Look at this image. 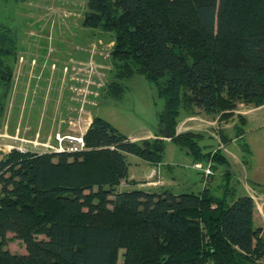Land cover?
I'll use <instances>...</instances> for the list:
<instances>
[{
  "label": "trees",
  "instance_id": "16d2710c",
  "mask_svg": "<svg viewBox=\"0 0 264 264\" xmlns=\"http://www.w3.org/2000/svg\"><path fill=\"white\" fill-rule=\"evenodd\" d=\"M82 24L113 36L102 95L120 99L124 80L140 74L164 106L150 137L131 139L93 115L80 150L13 147L1 156L0 264H116L119 248L123 264H257L262 227L250 193L229 186L221 148L229 139L214 126L221 140L209 134L218 145L205 150L202 131L176 128L181 112L221 121L239 102L264 104V0H87ZM16 56L17 40L0 24V125ZM167 140L202 167H224L222 193L208 184L213 174L198 191L119 190L127 154L163 164ZM8 233L24 253L8 250Z\"/></svg>",
  "mask_w": 264,
  "mask_h": 264
},
{
  "label": "rangeland",
  "instance_id": "374dc122",
  "mask_svg": "<svg viewBox=\"0 0 264 264\" xmlns=\"http://www.w3.org/2000/svg\"><path fill=\"white\" fill-rule=\"evenodd\" d=\"M86 1L0 0V24L9 27L12 35L17 40V56L13 65L14 82L6 96L5 109L1 117L0 157L9 152L12 147L38 152L52 150L51 147H55L57 144L56 132L53 134L56 143L51 141L49 145L44 146L35 144L33 131L37 126H40L39 122L43 116H45L43 128H47L48 123L52 122L51 119L48 120V116L51 114L50 111L55 110V100L59 96L58 89L55 90L56 95L50 93V100L44 96L46 90L40 92L43 87L45 89L49 87V82L55 83L58 80L59 90L61 91L65 87L70 92L72 90L77 102V105L74 108H68L66 113L70 130L75 129L78 124L85 123L89 115L93 114L102 116L117 127L119 131L131 137L154 131L157 125L156 112L162 110L164 103L163 99L157 95L154 85L143 75L134 74L124 80L125 91L120 99L102 95V90H104L111 77L112 66L109 54L113 36L111 32L99 31V29L82 24ZM31 58L36 59V61H31ZM27 62L32 63L30 67L42 63L41 66L37 65L36 69L30 71L32 73L30 79L23 78L21 72ZM90 66L92 73L89 71ZM41 67H45V69L42 70ZM51 70H54L53 75L50 74ZM88 74L91 77H88ZM88 82L90 83L87 84ZM21 89L24 94L27 92L29 95L23 104L27 107V110L23 113L24 118L21 125L18 126L17 131L19 134L14 135L15 128L13 129V127L16 126L14 116L17 117L18 113L15 111L11 113L10 110L17 108L19 110V106L21 108V99L25 96L21 95ZM92 96L97 97L98 103L95 105H92ZM37 101L41 105H35ZM248 105L242 102L237 103L232 110V115L221 121L218 119V114L213 117L204 112H198L204 114L205 118L203 117V120L205 119L206 122L199 120V115L192 114L194 116L191 119L196 121L192 127L197 128L195 131L204 133L200 144L205 146V150L216 149L217 140L219 142L221 140V136L219 135L220 138L217 136L214 126L219 127L225 133L229 141L227 143L221 141V144L224 146L223 151L229 159V169L232 171L229 186L233 187L237 196L246 191L250 192L254 201V210L260 208L263 210L264 104L247 113L245 110L249 107ZM31 107L33 108L31 109ZM40 113H43V115H40ZM238 115L242 116L245 122L242 123L243 130L241 134L236 135L235 133L238 132L236 125L240 122ZM181 116L182 112L179 118ZM206 116L209 118H206ZM8 119H10V122L7 121ZM11 124L13 125L11 126ZM178 124L179 127L180 124L186 125L183 120ZM199 126H201V130ZM181 129L182 127L180 129L176 128V132H181ZM209 134H213L217 140ZM242 142L247 145L248 154H245L246 151L243 150ZM164 158L173 167L184 164L188 160L186 154L176 143L170 140L166 142ZM242 159L245 160V163H242ZM201 165L202 162H192L191 164L198 183L196 186L192 187L191 176L184 175L185 177L182 178L180 175L174 181L169 180V182H174V186H177L173 189V192L198 191L196 189L205 185L209 180V175L213 174L208 184L211 188H215L216 194L220 195L222 189L221 187L217 189V187L225 182L222 177V171L225 168L218 166L215 171L209 169L210 172L207 174L203 171V175H198L199 173L196 171L201 169ZM205 167L207 166L205 165L203 168ZM184 168L187 169L186 166ZM198 178H200V181L202 179L201 183H199ZM252 179L256 181L254 182ZM183 180L185 181L183 182ZM149 181L151 180L147 179L140 182L149 185ZM158 182L155 183L157 188L161 186ZM150 186L152 185L150 184ZM258 221V219H255L254 222L259 224ZM262 234L264 237V232ZM7 236L9 237L6 244L8 250L13 253L25 252L22 241L14 238L12 233H8ZM123 252V248L118 249L116 264H123ZM256 263L264 264V258Z\"/></svg>",
  "mask_w": 264,
  "mask_h": 264
},
{
  "label": "crops",
  "instance_id": "0c3cea01",
  "mask_svg": "<svg viewBox=\"0 0 264 264\" xmlns=\"http://www.w3.org/2000/svg\"><path fill=\"white\" fill-rule=\"evenodd\" d=\"M112 44H113V42H112ZM32 60H33V62L36 61V59H34V58H31V61ZM41 62H40V64L37 63L36 66L37 65L41 66V64H42ZM31 64L32 63H29V62L25 63V67L21 71L23 73V78L26 77V79H30V76H32V73L30 71L36 69V66L34 67V65H32L33 67H30ZM40 69L44 70L45 67L44 68L41 67ZM50 74L53 75L54 74V70L53 71L51 70ZM14 76L15 75L13 73L12 85H13V82H14ZM22 81H21V83H23ZM48 85H49V87L46 88V89H45V87H43V88L41 87L42 90L40 92V93H42L43 91L46 90V92H44L45 93L44 96H46L47 99H49V100L51 99L50 96H49L50 93L52 95H56L57 94V93H55L56 89H58V93H59V96H57V98L55 100L56 101L55 102V110L54 111H50L51 114L48 116L49 117L48 120L51 119L52 122L48 123L47 128L46 127L43 128L44 117H45V116H43L42 119L39 122L40 126H37L36 129L33 131V137L35 136V141H34L35 144H39V145L42 144L44 146L45 145L46 146L49 145V143L51 141L53 143H56V141H54V137H53V134L55 132L59 133V134H62V135H64V134H74V135H76V134H79V133H81L83 135V133L86 131V129H87L88 125L90 124V122L92 120V117H93V114L89 115V118H88V120L85 123L78 124L77 126H75V129H71L70 130L69 127H68L67 120H66V117H67L66 113L68 112V108H70V107L74 108V106L77 105V102L75 101V96H74L72 90L70 92V90L67 89L66 87L64 88V86H63L64 89L60 91L59 88H58L59 80L56 81L55 83L49 82ZM39 90H40V88H39ZM20 91H21V95H25L21 99V104H22L21 108L19 106V110H18V108L15 109V110H10L11 113H14V111L16 113H18L17 117L14 116V118H15L14 119L15 120L14 123L16 122V126L13 127V129L15 128L14 135L15 134H19V132L17 131L18 130V126H19V124L21 125V123L23 121V118H24L23 113L27 110V107L23 106V104H24V102H26V100L28 99V96H29L26 91H25L26 92L25 94H24V91L22 89ZM92 97H91V100L93 101L92 105L97 104L98 103L97 97H94V96H92ZM47 99H46V101H47ZM35 105H41V103H39V101H37L35 103ZM89 105L91 106L90 103H89ZM248 106L249 107L247 108V110H245V112H247V113L251 112L252 110H254V109H256V108H258V107H260L262 105L253 106V105L249 104ZM32 108L33 107H31V109ZM196 114L199 115L198 116L199 120H201L202 122L205 121V119L203 120V117L205 118V116H203L204 114H202V113H196ZM40 115H43V113H40ZM156 115H157V112H156ZM98 116H100V115H98ZM192 116H194V115H188L186 113H182V116L179 119H180V121L183 120L184 124H186V125L183 126V124H180L181 126L179 127V124H178L177 128L180 129L182 127L181 131L197 129L195 127H192L193 124L196 123L195 120L191 119ZM206 118H209V117L206 116ZM9 120L10 119H8L7 121L10 122ZM180 121H178V123ZM13 124H11V126ZM201 126H202V124H201ZM201 126H199L200 130H201ZM150 136H153V131H148L147 133H142V135L132 136V137L129 136V137L131 139H140V138H143V137H150ZM65 143H66V141H64V144ZM16 148H18V147H16ZM186 156L188 157V160H186L184 164L178 165L180 167L182 166V168L179 167L180 168L179 169L178 166L177 167L171 166V163L167 162L165 160V158H163V164H150V163L146 162L145 160H142L141 158H139L136 155L127 154V161H128L127 178H126V180L122 181L119 184L118 189L119 190H126V189L128 190V189H132V188H142V189H146V190L170 189V190L173 191V189L177 188V186H174L175 185L174 182H169V180L174 181V180H176L177 176H180V175H181L182 178L185 177L186 175L187 176H191V178H192L190 180L191 181V185H192V187L196 186L198 183L196 181V177H195L194 172H193L194 169L191 168L192 167L191 164H192L193 161L190 158V156H188V155H186ZM185 166L187 167V169L184 168ZM196 172L198 173L199 171L197 170ZM147 179L151 180V181L148 182L149 185H144L143 184L144 182H140V181H143V180L145 181ZM185 180H183V182ZM252 180L254 182L256 181L255 179H252ZM157 181H159L158 183L161 184V186H159L158 188L155 186V183ZM150 184L152 186H150ZM180 192H183V191H180ZM253 219H254V221H255V219L259 220L258 221L259 224H256L255 222L254 223L257 226H261L262 227V233H263L264 232L263 231L264 230V209L262 210V208H260L259 210H254Z\"/></svg>",
  "mask_w": 264,
  "mask_h": 264
},
{
  "label": "built area",
  "instance_id": "2783aa9c",
  "mask_svg": "<svg viewBox=\"0 0 264 264\" xmlns=\"http://www.w3.org/2000/svg\"><path fill=\"white\" fill-rule=\"evenodd\" d=\"M89 71L92 73L91 66L89 68ZM88 77H91V75L88 74ZM89 83L90 82H88L87 84H89ZM55 138L57 140V144L55 145V147H53V146L51 147L52 150H56V151H63V150L75 151V150H80V149L84 148V146H85L81 133L76 134V135H74V134L61 135V134L57 133L55 135ZM63 141H66V143L64 144ZM221 148L224 149L222 144H221ZM201 169L204 171L205 174L210 172L208 166L205 167V168L201 167ZM250 195H251V193H250Z\"/></svg>",
  "mask_w": 264,
  "mask_h": 264
}]
</instances>
